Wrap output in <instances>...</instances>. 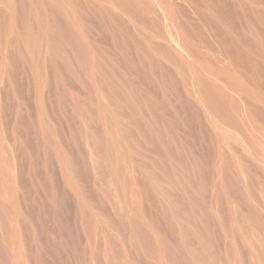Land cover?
<instances>
[{"label":"rangeland","instance_id":"obj_1","mask_svg":"<svg viewBox=\"0 0 264 264\" xmlns=\"http://www.w3.org/2000/svg\"><path fill=\"white\" fill-rule=\"evenodd\" d=\"M167 1L0 0V264H264V0Z\"/></svg>","mask_w":264,"mask_h":264},{"label":"bare ground","instance_id":"obj_2","mask_svg":"<svg viewBox=\"0 0 264 264\" xmlns=\"http://www.w3.org/2000/svg\"><path fill=\"white\" fill-rule=\"evenodd\" d=\"M167 1V0H166ZM236 1V0H235ZM249 1V0H248ZM168 2V1H167ZM243 2V1H242ZM174 3H176V2H174ZM228 3V2H227ZM232 3V2H231ZM234 5V4H233ZM237 6V5H236ZM167 7V6H166ZM192 8V7H191ZM188 9V8H187ZM2 12V11H1ZM250 12V11H249ZM189 13V12H188ZM249 15V14H248ZM187 16V15H186ZM179 18V17H178ZM181 20V19H180ZM220 20V19H219ZM178 21V20H177ZM183 21V20H182ZM181 21V22H182ZM201 21V20H200ZM23 22V21H22ZM179 22V21H178ZM243 23V22H242ZM5 24V23H4ZM228 24V23H227ZM184 30V29H183ZM190 32V31H189ZM204 34V33H203ZM207 34V33H206ZM236 34V33H235ZM202 35V34H201ZM185 36H186V33H185ZM13 37V36H12ZM203 37V36H202ZM197 38V37H196ZM200 39V38H199ZM208 39V38H207ZM188 40V39H187ZM218 40V39H217ZM194 42V41H193ZM192 42V43H193ZM218 42V41H217ZM198 43V42H197ZM201 44V43H200ZM199 45V44H198ZM203 47V46H202ZM213 47V46H212ZM211 47V48H212ZM206 48V47H205ZM214 48V47H213ZM193 50V49H192ZM231 50V49H230ZM213 52V51H212ZM232 55V54H231ZM197 56V55H196ZM203 58V57H202ZM196 59V58H195ZM201 59V58H200ZM199 60V59H198ZM212 62H214V61H212ZM214 64V63H213ZM227 65V64H226ZM230 66V65H229ZM232 71V70H231ZM215 73V72H214ZM213 74V73H212ZM223 75V74H222ZM216 78V77H215ZM223 79V78H222ZM232 80V79H231ZM203 83V82H202ZM207 84V83H206ZM6 86V85H5ZM209 90V89H208ZM211 90V89H210ZM234 91H235V89H234ZM212 93H213V91H211ZM229 96V95H228ZM228 98V97H227ZM238 100V99H237ZM231 101V100H230ZM247 104V103H246ZM234 109V108H233ZM16 243V242H15Z\"/></svg>","mask_w":264,"mask_h":264}]
</instances>
